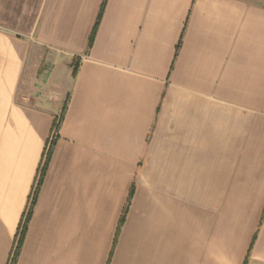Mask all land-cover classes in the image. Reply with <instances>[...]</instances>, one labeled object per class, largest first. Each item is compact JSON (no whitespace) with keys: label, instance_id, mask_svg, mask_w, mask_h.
<instances>
[{"label":"crops","instance_id":"1","mask_svg":"<svg viewBox=\"0 0 264 264\" xmlns=\"http://www.w3.org/2000/svg\"><path fill=\"white\" fill-rule=\"evenodd\" d=\"M245 263L264 0H0V264Z\"/></svg>","mask_w":264,"mask_h":264},{"label":"trees","instance_id":"2","mask_svg":"<svg viewBox=\"0 0 264 264\" xmlns=\"http://www.w3.org/2000/svg\"><path fill=\"white\" fill-rule=\"evenodd\" d=\"M104 7H105V3H104V4L102 5V7H101V12H100V14H99V17H98V20H97V23H96V26H95V30H94V32H93V34H92V37H91V44H92V42H93V40H94V36H95V32H96V28H97V26H98V24H99V22H100V19H101V16H102V13H103ZM77 71H78V66H76L75 71H74V75H75V76H76V74H77ZM53 144H54V141L52 142L51 146H52ZM50 156H51V148L49 149V151H48V153H47V158H46V161H45L44 166H43V168H42L41 179H40V181H39V185H40V184L42 183V181H43V178H44V175H45V173H46L47 166H48V162H49V160H50ZM133 193H134V188H133V190L131 191V196H132ZM35 201H36V197L33 199L32 205H31V207L29 208V211H28V213H27V216H26V218H25V220H24V222H23V226H22L21 231H20L19 239L17 240L16 246H15V249H14V252H13L12 263H15L16 260H17V257H18V254H19L20 248H21L22 243H23V240H24V236H25L26 231H27L28 224H29L30 219H31L32 209H33L32 206H33V204H35ZM126 213H127V209L125 210V213H124V215H123V217H122L121 224H122V223L124 222V220H125ZM245 264H246V263H245Z\"/></svg>","mask_w":264,"mask_h":264},{"label":"built area","instance_id":"3","mask_svg":"<svg viewBox=\"0 0 264 264\" xmlns=\"http://www.w3.org/2000/svg\"><path fill=\"white\" fill-rule=\"evenodd\" d=\"M56 133H57V125H56V127L54 128V130H53V134H52V136H51L50 143H51L52 139L55 137Z\"/></svg>","mask_w":264,"mask_h":264}]
</instances>
